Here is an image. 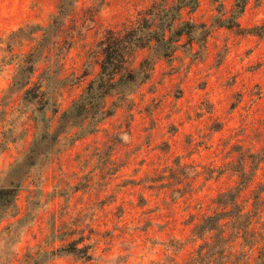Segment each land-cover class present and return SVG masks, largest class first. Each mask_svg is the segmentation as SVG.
Instances as JSON below:
<instances>
[{"label": "rangeland", "instance_id": "374dc122", "mask_svg": "<svg viewBox=\"0 0 264 264\" xmlns=\"http://www.w3.org/2000/svg\"><path fill=\"white\" fill-rule=\"evenodd\" d=\"M60 1L0 0V38L28 23L47 25ZM235 4L79 0L34 76V82L44 73L50 78L44 109L23 103L20 94L3 100L15 66L0 72V141L4 133L10 140L0 149L1 188L40 130H55L99 77L111 31L146 46L132 52L124 71L138 70L153 54L158 24L173 23L184 33L177 38L167 31V38L178 40L175 52L153 58L148 79L134 93L108 97L100 122L63 136L31 170L16 209L0 220L2 252L8 227L38 202L10 264H26L28 253L61 246L54 244L55 233L86 238L95 259L64 257L50 264H183L203 246L193 231L216 212L220 194L234 190L244 174L254 179L240 203L264 184V0H247L240 15ZM253 228L260 244L250 250L251 237L236 241L226 264H255L264 245V209Z\"/></svg>", "mask_w": 264, "mask_h": 264}, {"label": "trees", "instance_id": "16d2710c", "mask_svg": "<svg viewBox=\"0 0 264 264\" xmlns=\"http://www.w3.org/2000/svg\"><path fill=\"white\" fill-rule=\"evenodd\" d=\"M78 1L61 0L47 25L28 23L0 38V72L6 67L15 66L12 82L5 91L3 100L9 95L20 94L23 103H36L42 109L45 108L48 103L50 78L44 73V77L34 82V76L37 67L46 58V52L55 45L67 19L75 12ZM246 1L236 0V14L244 12ZM167 31L177 38L184 35L181 30L173 29V23L167 27L158 24L152 31L153 54L143 60L139 69L135 71H124L123 66L132 52L146 46H139L127 37L120 38L117 32L109 33L107 42L103 44L104 57L99 77L92 81L80 98L61 115L55 130L52 131L50 126L40 130L24 159L6 173L5 180L8 185L0 188V220L14 212L19 191L26 177L32 169L49 158L63 136L83 127L86 122H100L106 115L108 97L119 95L125 98L134 93L139 85L148 79V69L152 70L153 58H168L175 52L178 40L167 38ZM42 112L40 113L43 114ZM41 118L46 119L42 115ZM39 123L44 124V121L39 120ZM5 136L6 133L4 140L0 141L1 150L10 142ZM241 177L242 181L234 190L224 192L216 198V212L206 216L195 226L193 236L202 240L203 246L197 250L195 258L183 264H202L204 260L207 264H226L232 256L236 241L244 240L245 243V239L251 237L252 242L248 245L250 250L256 249L260 244L262 238L259 232L254 230L253 223L264 209V184H259V187L251 191L247 200L240 203V197L250 189L254 175L250 177L244 174ZM36 204L38 202L32 203L25 216L8 227L4 247L0 252V264H10L15 259L16 250L13 247L20 242L23 231L33 223ZM57 235L59 234H52L54 244L60 242L61 246L28 253L26 264H50L64 257H73L82 262H91L95 259L93 246L85 243L86 238L72 240ZM254 261L255 264H264V245L259 249Z\"/></svg>", "mask_w": 264, "mask_h": 264}]
</instances>
